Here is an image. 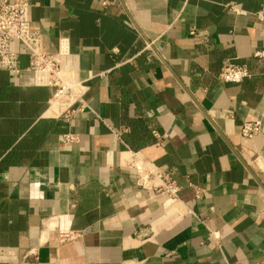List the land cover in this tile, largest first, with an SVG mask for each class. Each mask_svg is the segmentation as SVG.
<instances>
[{
    "label": "crops",
    "instance_id": "crops-1",
    "mask_svg": "<svg viewBox=\"0 0 264 264\" xmlns=\"http://www.w3.org/2000/svg\"><path fill=\"white\" fill-rule=\"evenodd\" d=\"M109 1L30 0L42 49L84 84L73 119L20 44L21 72L0 68V264L264 263V0ZM226 60L254 78L224 83ZM142 161L174 204L139 185Z\"/></svg>",
    "mask_w": 264,
    "mask_h": 264
},
{
    "label": "built area",
    "instance_id": "built-area-1",
    "mask_svg": "<svg viewBox=\"0 0 264 264\" xmlns=\"http://www.w3.org/2000/svg\"><path fill=\"white\" fill-rule=\"evenodd\" d=\"M101 4L103 8H107L110 1L101 0ZM227 7L234 10L233 7ZM30 8V0H0V68L12 74L21 72L20 57L12 51V43L20 44L28 56V66L25 71L33 75L35 86L54 90L49 109H52L59 118L69 121L77 113L84 111V84L69 77L60 52L52 54L42 49L41 35L33 28L29 17ZM145 51L152 52V45H147L140 53ZM253 58L262 60L264 53H256ZM219 78L224 83L241 84L253 79L254 73L246 64L236 65L226 60L222 63ZM261 132L262 121L258 119L245 122L240 136L244 140H252ZM77 141V136L70 134L64 136V145H71ZM135 168L140 175L139 185L142 188L153 190L156 196H165L167 204H174L179 199L180 187L170 175L156 170L147 161L136 164ZM154 180H159L160 183L155 185ZM81 236L82 233L78 231H61L58 234L61 244L74 241Z\"/></svg>",
    "mask_w": 264,
    "mask_h": 264
}]
</instances>
